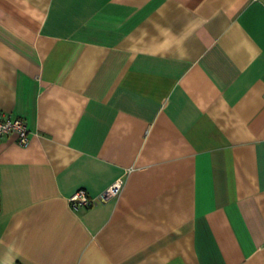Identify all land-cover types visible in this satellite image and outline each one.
Masks as SVG:
<instances>
[{
    "label": "crops",
    "instance_id": "0c3cea01",
    "mask_svg": "<svg viewBox=\"0 0 264 264\" xmlns=\"http://www.w3.org/2000/svg\"><path fill=\"white\" fill-rule=\"evenodd\" d=\"M0 111V264H264V0H0Z\"/></svg>",
    "mask_w": 264,
    "mask_h": 264
},
{
    "label": "built area",
    "instance_id": "2783aa9c",
    "mask_svg": "<svg viewBox=\"0 0 264 264\" xmlns=\"http://www.w3.org/2000/svg\"><path fill=\"white\" fill-rule=\"evenodd\" d=\"M10 134L15 136L19 145H27L28 129L25 122L20 118L8 117L0 111V140ZM119 187L120 184L116 182L104 189L96 198H90L84 190L80 189L71 195L68 201L73 209L89 207L114 197L118 193Z\"/></svg>",
    "mask_w": 264,
    "mask_h": 264
}]
</instances>
